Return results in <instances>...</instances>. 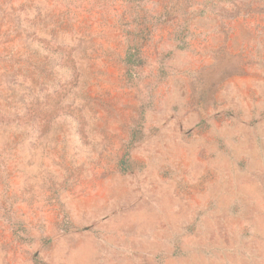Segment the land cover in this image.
Listing matches in <instances>:
<instances>
[{"label":"rangeland","instance_id":"374dc122","mask_svg":"<svg viewBox=\"0 0 264 264\" xmlns=\"http://www.w3.org/2000/svg\"><path fill=\"white\" fill-rule=\"evenodd\" d=\"M0 264H264V0H0Z\"/></svg>","mask_w":264,"mask_h":264}]
</instances>
